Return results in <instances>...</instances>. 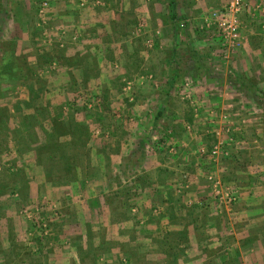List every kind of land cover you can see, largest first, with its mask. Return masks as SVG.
I'll use <instances>...</instances> for the list:
<instances>
[{
	"label": "rangeland",
	"instance_id": "374dc122",
	"mask_svg": "<svg viewBox=\"0 0 264 264\" xmlns=\"http://www.w3.org/2000/svg\"><path fill=\"white\" fill-rule=\"evenodd\" d=\"M150 1L156 2L0 0V62L3 52L12 48V53L20 58L17 59L18 65L22 66L21 76L17 79L5 81L0 77V197L11 199L9 206L16 212L14 221L19 222L22 228L20 242L23 248L29 249L25 251L29 253L32 264H61L48 259L45 251L57 243L55 237L63 225L68 227L69 237L60 241L59 247L69 251L73 246L77 251L76 255L69 251V264H157V260L142 263L143 255L152 256V252L146 253L139 246L134 259L125 252L108 254L100 248L92 249L96 235L91 234V230L101 231L104 240V232H110L113 221L101 220L100 216L93 220L92 215L85 213L87 236L81 237L88 248L85 255L90 258L80 260L78 253L81 251L74 247L71 239L77 235L80 222L75 215L74 219L66 217L59 202L49 198L45 185L92 179L99 174L95 163L104 169L102 174L105 178H116L121 173H112L114 161L111 154H118L127 165L121 179L132 196L138 195L136 179L141 172V163L146 154L153 152L149 143L157 141L166 150V156L180 157L181 151L172 137L177 129L180 138L189 142L182 125L187 130L193 126L198 132L199 128L205 131V136L201 137L203 142L197 147H189L196 148L189 167L201 170L202 175L192 173L194 170L188 168L182 172L181 179L187 187L190 177L204 178L205 182L201 183L207 194L202 206L208 210L202 216L207 215V218L198 220L200 225L194 232L193 251L187 245L179 247L176 237L168 234L170 230L164 226L162 231H155L154 237L159 238L156 244L150 239V247L152 250H164L163 245L169 247V251L163 253L167 259L165 264H185L188 254L191 258L205 256L204 264H264V91L244 93L236 88L239 73L232 65V59L244 46L243 33L237 49L227 55L222 53L218 29L214 25H205L204 19L222 10L228 0H222L219 7L207 8L197 27H190L191 34L200 38L203 31L205 34L212 31V37H217L218 44L205 48L201 43L197 47L192 45V48L202 50L206 56L217 55L216 65H211L210 60L204 64L207 63L213 73L226 70L227 77H224L231 86L207 89L204 102H198L194 98L193 83L185 80L180 85L181 91L171 95L173 101L170 103L181 106L185 117L187 110L184 104H188L195 115H199L202 106L206 113L201 117L206 121L198 122L202 123L198 125L193 121L192 125L182 121V125H176L175 129L167 126L169 124L165 121L159 120L154 124L150 119L158 108L146 99H155L156 93L148 89H157L160 83L153 71L142 68L140 61L142 51H162L158 49V38L155 37L161 31L156 30L153 37L148 36V30L154 29L155 25L149 24V19L141 11L142 4L146 6ZM260 1L252 2L250 11L245 12L246 16H241V13L240 20L244 26L251 19H260L259 35L264 38V12L258 9L256 16L252 14ZM43 3V13H40ZM189 23L186 19L179 20L178 29L185 31ZM198 30L200 32L194 33ZM130 42L134 58H137L131 63H123L120 70L121 63L111 59V55L114 58L116 55L128 57L131 50L127 44ZM229 77H233L234 82L230 83ZM196 84L200 87L205 85L200 78ZM114 101H117V106L112 104ZM136 103L147 108L134 107L135 111L129 104ZM38 106L46 108L47 117H37L35 108ZM144 110L146 114L141 112ZM58 112H61L59 118L64 121L66 132L59 135L58 141L52 140L49 144L46 133L52 127L60 126L53 123ZM169 116L165 112L161 119ZM116 121L122 123L119 125ZM142 126L149 132L150 142L147 139L144 146L139 147L136 135L142 132ZM218 129L221 130L216 137ZM57 130L63 128L60 126ZM218 141L221 142L220 152L216 156L211 155L210 151ZM44 143H47V152H53L54 157H47L45 149H40ZM137 145L134 159L128 157V150ZM210 174L219 177L233 191L235 201L226 205L218 202L207 180ZM35 188L37 192L39 190L37 194ZM174 189L177 193L182 190L176 186ZM106 191L110 192V189ZM79 199L83 200V195ZM193 201L195 199L192 200L194 204ZM128 209L136 232L147 229L148 224L151 228L155 224L152 218L160 213L157 206L145 208L135 202L129 204ZM9 219L8 225L13 227L14 221ZM2 224L7 225V222ZM96 226L98 229H94ZM96 242L101 243V240L96 239ZM190 262L188 259L186 263Z\"/></svg>",
	"mask_w": 264,
	"mask_h": 264
},
{
	"label": "crops",
	"instance_id": "0c3cea01",
	"mask_svg": "<svg viewBox=\"0 0 264 264\" xmlns=\"http://www.w3.org/2000/svg\"><path fill=\"white\" fill-rule=\"evenodd\" d=\"M254 1L255 0H248L246 2L249 9L244 10L241 16H246L245 12L250 11V6ZM222 2V0H156V2L150 1L146 6L144 3L142 4V15L149 19V24L153 23L155 25L154 29L148 30V36L153 37L154 31H161L160 35H155V37L158 38V49L162 51L159 53H146L142 51L140 54L142 68L153 71L160 83V85L156 87L157 89L151 87L148 89L149 92L156 93V96H154L155 99H146L150 101V105L156 104L158 108L155 115H152L153 118L150 119L154 124L159 120L165 121V124H169L167 126L171 125L172 128L175 129L176 125H182L183 122L192 125L193 121V123H197L198 125L202 124L198 122L206 121L205 117L204 119L201 117L203 115L205 116L206 113V109L202 106L199 115H195L191 111L189 105L184 104L187 110V117H185V113L181 109V106L173 102L170 103L173 101L171 95L181 91L180 85L185 80H191L193 83L194 98H196L198 102H204V95L207 89L212 90L227 84L228 87L231 86V84L226 82V70H219L218 73H213L212 69L206 65L209 60L211 65L215 64V60L218 59L217 55L216 57L211 56V54H207L206 56L203 54L202 50L199 51L192 48V45L197 47L201 43H203L205 48L209 47L211 44H218L217 37H212V31H208L206 34L203 31L204 35L197 38L191 34V28L194 27L195 29L197 27L202 17L206 14V10L219 7ZM254 15L256 16L255 12ZM248 16L249 14L247 17ZM182 19L190 21L188 24L189 27L183 32L180 31L177 26V22ZM258 21H260V19ZM258 21L251 19L242 26L241 32L244 37V46L236 55H233L234 57L232 59V65L239 73L237 74L239 78H237L238 80L235 82L236 88L244 93L256 92V90L264 91V38L259 35ZM197 32L200 31L198 30L194 33ZM127 45H130L131 50L128 57L124 58L116 55V58H114L113 55H111V59L121 63L120 70L124 65L123 63H131L132 60L135 61L137 58V56L134 58L135 54L133 52L134 49L131 47V42ZM205 62L207 63L204 64ZM101 75H103V73ZM199 78L204 80L205 85L203 87L196 84ZM228 81L230 83L232 81L234 82V78L229 77ZM153 89L155 91H151ZM144 101L145 100H143V102ZM112 104L116 105L117 101H114ZM129 105L130 107L133 106V109L134 107L147 108L146 105L143 106L142 104H137L138 106L134 104ZM198 108H200V105ZM168 109H170V111ZM141 112L147 113L146 110ZM165 112L170 116L161 119ZM116 122L119 125L122 123L121 121ZM196 127L199 128V126ZM140 128L142 132L138 135L135 134L136 137H138L137 141H139V147L142 146L147 139L150 142L147 129H144L143 126ZM182 128L185 134L190 138L187 139L189 140L188 143L180 138L177 129H175V135L172 137L181 151L180 157H177V155L173 156V158L166 156V150L164 147L162 148V145L157 141L154 143L151 141L149 143L153 152L146 154L145 159L141 163V172L136 179L138 195L132 196L125 187L123 183L124 180L122 181L121 179V174L125 171L127 165L120 159L118 154H111L112 160L114 161L113 167H111L113 168L112 173L115 171L121 173L119 176H116V178H105L102 174L104 169L99 167V163H95V167L97 166L99 168L97 169L99 174L97 173V176H94L92 179L88 180L84 178V181H68L66 184L62 183L55 185L54 183L50 185L49 183L45 185L49 198L59 202L62 210L67 214L66 217L69 216L74 219L75 215L76 220L80 222L79 224L81 227L76 231L77 235L72 234L74 236L71 237L74 247H79L78 250L81 251L78 253L80 260L83 261L86 258H90L85 255L88 253V248L84 245L83 238L81 237L87 236L84 213L90 216L92 215L93 220H98L100 216L101 220L107 219L113 221L111 223L110 232H104V240H102L103 236L101 231L91 230L90 233L96 235L94 236L95 242L93 243L92 249L97 250V248H100L102 252H108V254L125 252L128 257L133 258L138 255L135 254V251L137 252L140 247V249H145L146 253L152 252V256L148 254L146 256L143 255L142 263H147L150 260H157V264H165L167 259H165V254L163 253L169 251V247L163 245L164 250L162 248L159 250H152L150 247L151 240L152 243L156 244V239L159 238L154 237L155 231H162L164 226L165 229L167 228L170 230V232L167 231L168 234L176 237L179 247L187 245L191 247L190 251L194 250L192 249L196 241L194 232L197 226L200 225L198 220L201 221L202 218H207V215L202 216V214L208 210L206 206H202V203L206 200L207 192L204 185H202V183L205 182L202 176L190 177L191 182L189 186L184 187L181 174L182 172H186L185 169H190V163H192L194 159L196 148L191 149L189 147H197L200 142H203L201 137L205 136V131L204 128H199L200 130L198 132V129L193 126L191 130L185 129L183 125ZM124 129L128 130V127ZM132 129L134 130L135 127ZM114 132H116V129ZM180 139L183 141H180ZM138 145L128 150V157L134 159ZM155 148L157 149L156 151ZM190 170H194L192 173H201L200 175H202L199 169ZM175 186L177 188L179 187V191L182 189L180 193H177L174 189ZM106 189H110V192H107ZM34 192L37 194L39 190L37 192V188H35ZM80 195H83V200L79 199ZM193 199H195V202L193 201L194 204L192 203ZM10 200L11 199L6 197H0V225L3 222H7V225L2 224L3 228L0 227V235L2 238V240H0V264H32V262L29 261V253L25 251L29 249L23 248L22 242H20L22 228L21 226L19 227V222L17 223L14 221L16 212L9 206L11 204ZM134 202L143 205L145 208L154 206L159 208L160 213L152 218L155 224L152 225L151 228H149L150 224H148L147 229L138 232L133 230V217L129 212L128 205ZM97 209L98 212L94 213ZM9 218H12L14 221L13 227L11 224H9L11 227L8 225V221H10ZM165 223L168 224L167 227ZM212 225L214 226V224ZM213 226H211V228L214 229ZM67 228L68 227L65 225L60 228V231L57 232L55 237L57 243H53L45 251L48 259L61 264H69V251L71 255L72 253L76 255L77 252L73 246L71 250L69 247V251L64 247H59V242L69 237V233L66 231ZM96 228L98 229L97 226L94 229ZM96 239L97 241L101 240V243L96 242ZM159 241L161 243L163 242L161 240ZM145 245H148V247L144 248ZM180 250L181 249L177 251ZM186 257L184 262H187L189 259V261H191L190 264H204L206 260L205 256L201 258H191L188 254ZM181 260L180 258L178 261L180 262ZM186 262L185 264H187Z\"/></svg>",
	"mask_w": 264,
	"mask_h": 264
},
{
	"label": "built area",
	"instance_id": "2783aa9c",
	"mask_svg": "<svg viewBox=\"0 0 264 264\" xmlns=\"http://www.w3.org/2000/svg\"><path fill=\"white\" fill-rule=\"evenodd\" d=\"M45 3L39 9L40 13H43ZM249 9L248 4L245 0H228L226 5L222 10L215 11L209 16L205 17V25L210 26L214 25L220 33V41L222 46V53L227 55L228 53L233 52L241 44V26L242 22L240 20V14ZM264 12V0L260 1L256 9L253 8L254 12L259 10ZM257 10V11H256ZM221 129L215 131L216 137L220 134ZM221 142L218 141L215 143L210 151L211 155H217L220 151ZM207 180L209 181L212 192L214 196L218 199L219 203L223 205L235 201L236 196L229 187L225 186L219 177L215 175H207ZM221 204V206H223Z\"/></svg>",
	"mask_w": 264,
	"mask_h": 264
},
{
	"label": "trees",
	"instance_id": "16d2710c",
	"mask_svg": "<svg viewBox=\"0 0 264 264\" xmlns=\"http://www.w3.org/2000/svg\"><path fill=\"white\" fill-rule=\"evenodd\" d=\"M5 44V43H4ZM12 48H9L8 50H6L5 52H3V55L1 57V62H0V77H4L5 81L6 80H15L18 77H20V72L22 71V66L18 65L17 63V59L19 60V56L14 55V53H12ZM38 80V79H37ZM39 81V80H38ZM41 90V89H38ZM38 90L35 91V96H37ZM36 110V115L37 117H41V118H45L47 117V111L46 108L44 106H38L35 108ZM61 116V112H58L56 114V116L54 117L55 124L60 125L63 130H57L60 128V126H55L54 128H51L50 132H47V137H48V141L49 144H51L50 141H58V137L61 134H64L66 131L64 130L65 125L63 124L64 121H62V118H59ZM59 144H56V146ZM40 149H45V155L47 157H54L53 152H47L48 150V146L47 143H44L43 145L40 146Z\"/></svg>",
	"mask_w": 264,
	"mask_h": 264
}]
</instances>
